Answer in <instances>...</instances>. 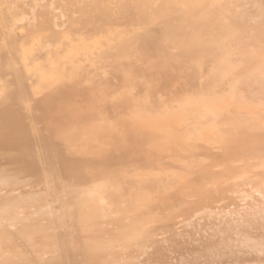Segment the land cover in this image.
<instances>
[{
	"label": "bare ground",
	"instance_id": "1",
	"mask_svg": "<svg viewBox=\"0 0 264 264\" xmlns=\"http://www.w3.org/2000/svg\"><path fill=\"white\" fill-rule=\"evenodd\" d=\"M193 1L0 0V264H264V0Z\"/></svg>",
	"mask_w": 264,
	"mask_h": 264
},
{
	"label": "rangeland",
	"instance_id": "2",
	"mask_svg": "<svg viewBox=\"0 0 264 264\" xmlns=\"http://www.w3.org/2000/svg\"><path fill=\"white\" fill-rule=\"evenodd\" d=\"M215 1H218V0H211L210 5H213V6L216 5L217 2H215ZM192 2H193V3H192ZM192 2H191V3L189 2L188 4H193V5H194L195 3H194L193 0H192ZM196 2H197V3H200V1H196ZM218 2H219V1H218ZM197 3H196V4H197ZM212 3H215V4H212ZM196 4H195V5H196ZM217 4H218V3H217ZM236 10H237V9H233V8H231V11H232V12H231V11L229 12V14H230V15H229L230 18H229V17H228V18H229L231 21H234V19H235V20H238V18L240 19L241 16H242V15L244 14V12H245V11H236ZM235 12H236V14H235ZM239 12H240V13H239ZM231 13L234 14V15H232ZM241 14H242V15H241ZM235 15H236L237 18L235 17ZM231 17H232V19H231ZM248 22H249V21H248ZM204 73H205V72H204ZM254 96L258 97V93H254Z\"/></svg>",
	"mask_w": 264,
	"mask_h": 264
}]
</instances>
